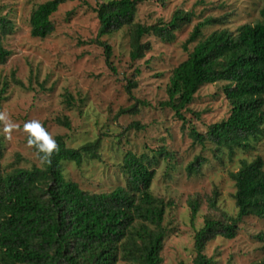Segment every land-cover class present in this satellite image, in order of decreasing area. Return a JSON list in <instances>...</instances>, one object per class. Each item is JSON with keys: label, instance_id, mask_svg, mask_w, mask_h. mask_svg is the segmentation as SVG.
<instances>
[{"label": "rangeland", "instance_id": "374dc122", "mask_svg": "<svg viewBox=\"0 0 264 264\" xmlns=\"http://www.w3.org/2000/svg\"><path fill=\"white\" fill-rule=\"evenodd\" d=\"M47 1L50 0H0V16L14 24L12 34L3 39L12 55L6 64H0L3 168H43V161L27 144L24 124L30 120H38L55 140L63 137L70 148L78 149L101 138L100 159L85 158L81 166L73 162L63 165L67 180L94 193L124 184L118 165L127 151L151 156L152 150L166 147L175 154L176 169L167 176V162H160L151 187L155 196L173 202L164 221L168 233L162 264H193L195 231L203 226L205 216L221 217L223 212L236 216V188L230 173L236 172L244 159H264V131L260 140L251 142V150H238L232 158L227 152L216 153L209 142H193L190 127L206 134L210 125L230 115L231 106L222 82L200 88L187 111L182 112L185 125L161 103L168 100L166 90L171 72L188 56L184 44L193 27L208 17L225 20L223 25L206 27L204 36L222 28L235 32L243 25H254L261 20L264 0L146 1L137 11L139 23L168 22L177 10L191 11L194 17L191 24L176 33L173 42L145 37L144 41L152 47L137 62L130 59L128 30L104 37L112 47L115 71L107 65L103 48L90 43L99 29L93 9L109 0L66 2L52 16L54 33L45 39L32 37L31 15ZM134 105L135 113L120 114ZM64 117L70 120V128L58 123ZM199 155L208 161L199 175L188 177L185 167ZM215 191L217 209H212L208 199ZM192 198L200 199L194 226L188 205ZM206 254L214 258L215 264L260 263L264 259V219H243L234 239L216 238L208 243Z\"/></svg>", "mask_w": 264, "mask_h": 264}, {"label": "trees", "instance_id": "16d2710c", "mask_svg": "<svg viewBox=\"0 0 264 264\" xmlns=\"http://www.w3.org/2000/svg\"><path fill=\"white\" fill-rule=\"evenodd\" d=\"M70 1L50 0L40 4L30 19L31 35L45 39L55 31L52 16ZM150 0H109L93 9L99 20L97 37L91 44L102 47L106 63L113 71L112 47L106 36L129 31L130 59L137 62L151 50L145 37L173 42L176 33L191 24L194 13L177 10L170 21L158 20L145 25L136 21L140 5ZM164 3L167 0H154ZM261 20L246 24L235 32L222 28L204 36L208 26L223 25L225 18H206L192 29L184 44L187 58L171 72L167 86L170 108L186 124L183 110L193 102L196 93L207 84L224 83L223 93L231 106L230 115L209 126L206 134L190 127L195 144L211 143L216 153L227 152L232 158L238 150L249 151L264 131V7ZM13 22L0 16V64H6L12 52L3 39L12 34ZM192 49L189 50V46ZM16 83L22 85L16 80ZM131 84V82H130ZM4 91V90H3ZM2 100L0 93V102ZM1 108V104H0ZM137 106L120 114L135 113ZM59 124L70 128L63 118ZM57 148L43 161V168L2 166L3 145L0 139V264H162L167 237L164 226L172 201L155 196L151 187L156 167L166 161L167 176L176 169L175 154L166 147L152 150V155L127 151L119 163L123 185L101 192H89L65 178L64 162L81 166L85 158L100 159L101 138L78 149L56 137ZM39 159V153L32 145ZM208 160L196 156L185 167L188 177L199 175ZM235 183L236 216L223 212L221 217L207 214L203 226L195 231L193 264H215L206 247L218 237L232 240L243 219H264V159L242 160L239 169L230 173ZM217 191L208 199L217 209ZM191 224L200 211V199H190ZM257 264H264V259Z\"/></svg>", "mask_w": 264, "mask_h": 264}, {"label": "clouds", "instance_id": "9594fccd", "mask_svg": "<svg viewBox=\"0 0 264 264\" xmlns=\"http://www.w3.org/2000/svg\"><path fill=\"white\" fill-rule=\"evenodd\" d=\"M6 128L11 125H6ZM24 130L28 132L27 144L34 145L39 153H43L41 160H46L57 148L56 140L47 132L38 120L26 121Z\"/></svg>", "mask_w": 264, "mask_h": 264}]
</instances>
